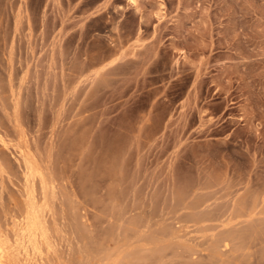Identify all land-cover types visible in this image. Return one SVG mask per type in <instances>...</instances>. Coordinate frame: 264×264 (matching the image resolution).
<instances>
[{"label":"rangeland","instance_id":"1","mask_svg":"<svg viewBox=\"0 0 264 264\" xmlns=\"http://www.w3.org/2000/svg\"><path fill=\"white\" fill-rule=\"evenodd\" d=\"M0 264H264V0H0Z\"/></svg>","mask_w":264,"mask_h":264},{"label":"bare ground","instance_id":"2","mask_svg":"<svg viewBox=\"0 0 264 264\" xmlns=\"http://www.w3.org/2000/svg\"><path fill=\"white\" fill-rule=\"evenodd\" d=\"M42 178V177H41ZM32 198V197H31Z\"/></svg>","mask_w":264,"mask_h":264}]
</instances>
